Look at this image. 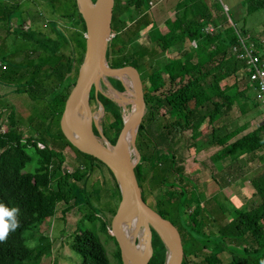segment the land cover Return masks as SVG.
<instances>
[{"label": "trees", "instance_id": "trees-1", "mask_svg": "<svg viewBox=\"0 0 264 264\" xmlns=\"http://www.w3.org/2000/svg\"><path fill=\"white\" fill-rule=\"evenodd\" d=\"M23 1L18 0L13 9L16 14L20 13L18 18L14 19L13 11H4L7 17L5 31L18 45L12 56L13 77L10 79H17L16 93L26 94L33 103L44 104L39 113L43 121L33 129L35 133L25 136L28 127L22 133L15 112L10 110L5 119L8 131L0 132V203L19 209L17 228L10 230L0 241V264H42L49 257L50 239L43 235L35 238L34 233L53 216L60 203L67 205L63 213L71 207L89 210L90 214L82 218L92 224L98 221V231L114 242V257L117 264H122L120 251L110 233V220L120 199L117 181L110 169L74 148L60 130L63 104L86 52L85 22L76 0H70L68 4L59 0H27L26 3L35 7L36 17H41L48 9L64 25L62 27L54 20L46 21L44 26L49 29V34L45 35L39 31L31 32L30 27L23 30ZM149 2L114 0L112 24L116 18L126 20L127 12L142 14L149 9ZM213 2L215 6L218 4L215 0ZM242 6L250 14L264 10V0H244ZM26 14L30 15V12ZM211 21L210 7L204 0H185L178 14L165 20V33L151 20L142 43H135L139 39L136 33H121L120 28L112 26L113 36L106 46L105 62L113 69L134 64L139 74L145 108L135 142L145 127H148L149 136L145 154H140L136 147L140 160L134 172L142 200L178 230L183 247L181 264H261L264 261V171L249 180L252 189L249 199L233 206L230 211L221 208V215L229 212L232 216L226 223H221L219 217H207L201 201L204 196L196 194L190 187L189 174L179 163L172 146L174 139L185 131L190 133V145L195 152L200 147L220 144L235 127L229 128L225 123L228 119L223 117L233 102L241 115L247 114L246 107H259L256 102L252 107L247 106L254 97L249 77L246 73L240 74L244 62L237 59L233 51L239 45L237 28L226 23L207 34L204 28ZM238 32L247 34L244 30ZM191 41H194V47ZM249 41L255 54L264 59V44L255 36H250ZM0 43L1 48L4 41ZM171 49L176 51L175 57L166 55ZM159 57H164L166 62L160 65L158 78L150 81L158 73L154 67ZM1 69L6 67L1 66ZM162 76L170 86L166 92L160 91ZM105 81L108 85L99 81V91L89 92L88 102L93 112L101 107L98 119L101 134L114 145L123 121L121 104L113 97L115 93L126 96V89L115 78L106 77ZM228 81H231L229 85L222 86ZM125 108L130 111V106ZM220 121L221 127H215ZM203 125L211 128L209 138L204 142ZM53 126H57L59 132H56L58 138L55 139L49 136ZM67 145L72 148L79 166H83L72 173L64 169L63 148ZM263 148L264 120L251 131L221 144V148L202 165L211 173L222 164L228 172L242 156L252 155ZM28 151L33 152L36 162L33 172L25 171L32 158ZM94 170L104 173L107 182L98 186L96 194L87 187ZM210 175L216 181L213 173ZM81 224L83 221L77 223L69 242V248L80 258L79 264H111L98 234L94 230L82 229ZM30 242L34 245L30 246ZM136 244L133 251L138 253L140 246ZM151 248L148 264H165L168 250L156 232L152 234Z\"/></svg>", "mask_w": 264, "mask_h": 264}, {"label": "rangeland", "instance_id": "rangeland-1", "mask_svg": "<svg viewBox=\"0 0 264 264\" xmlns=\"http://www.w3.org/2000/svg\"><path fill=\"white\" fill-rule=\"evenodd\" d=\"M27 0L23 1L24 4V12L22 13V16L25 18V22L22 23L23 30H27L29 27L31 32H37L41 34H49V29H47L44 24L46 21L54 20L57 22L58 25L63 27V23L61 19H58L56 14H51L50 10H46L45 12H42L43 15L41 17L35 16V7L30 5L29 3H26ZM61 2H65L66 4L70 3V0H59ZM92 5L95 4L96 0H88ZM152 2V6L149 7V9L142 12V14L137 13H129V15L126 16V22H123L124 20L121 19H115L113 24L111 20V27H117L120 28L121 33H136L138 40H136L135 43H142L144 41V36L146 35L151 20L154 21L156 24V20L158 19V16H163V14H166V7L160 6L159 4L156 5V2H159L160 0H150ZM18 0H0V42L3 40V46L0 48V120L5 121L6 115L9 113L10 110H13L16 114L18 123H19V130L22 133H25L26 128L27 132L25 133V136H28L31 132H33V129L38 128V126L42 123L43 118L39 114L42 108L44 107V104L41 102L33 103L26 94H18L14 91L15 87H17V79L11 80L10 78L13 77L12 75V56L16 54V49L18 47L17 41L14 39L12 35H7V32L5 31V28L7 27V17L4 11L11 10L14 12V19L15 17L18 18V14L20 16V13L16 14L15 6L17 5ZM77 3V2H76ZM22 4V3H21ZM14 9V10H13ZM30 12V15H27L26 13ZM224 19L231 18V22L229 24H234V26L237 28V30L242 31L244 30L250 36H255L258 41H260L262 44H264V10H258L255 12H252L250 14L246 13L245 8L243 6H238L237 8L230 11L223 12ZM21 18V17H20ZM13 19V20H14ZM83 19V17H82ZM12 22V21H11ZM124 24V27L121 28V24ZM226 24V23H225ZM258 26L261 27V29H258ZM166 30V29H164ZM10 32H13V29L9 30ZM121 35V34H120ZM113 36V34H112ZM124 38V37H122ZM1 44V43H0ZM14 54V55H13ZM11 55V56H10ZM169 57H175L177 55L176 51L174 49L169 50L168 53H166ZM158 63L155 65L154 69L156 70L155 75H153L150 78V81H154L158 78L160 65L162 63L166 62V59L164 57L158 58ZM1 66L6 67L5 70L1 69ZM131 66L134 67V64H131ZM162 86L160 91L166 92L170 86L168 84V80L165 76H162ZM101 84H106L105 78L99 79ZM231 81L223 83L224 85H229ZM124 87L128 88V83H123ZM101 85L97 84L96 87H92L90 91L92 93H95L96 91H99ZM174 88V87H173ZM172 89V88H171ZM133 89V93H134ZM233 92V91H231ZM116 97H119V94L115 93ZM114 96V97H115ZM113 97V99H114ZM126 99V102L124 103L125 106H130V111L127 112L125 109V115L128 117L133 107H135V97L131 95L129 91H126V96H123ZM255 101L252 100L251 104H248L247 106L252 107V104H254ZM255 108V107H254ZM254 108H251V111L247 113L249 115L252 113V116L247 115H241L238 111L237 106L233 102L231 104V107L228 110V114L223 116L225 119H228L225 123L228 124H236L237 123L240 126L237 125L238 129H234V131L242 132H249V130L253 129L259 121L262 120V117L259 113H256V110H253ZM247 109V108H246ZM254 111V112H253ZM102 109L99 107L96 111H94L95 117H97V126L94 128L95 134L98 136L101 135V127L98 125V119L101 116ZM245 116H247L244 121L242 120ZM35 117L37 119L35 120ZM143 118V117H142ZM31 124V125H29ZM30 127H29V126ZM222 123L217 122L215 124V127H221ZM231 128V126H230ZM233 128V126H232ZM231 128V129H232ZM210 127L203 125L201 127V133L205 136V139H203V142L208 139L210 135ZM159 131V130H158ZM41 132V131H40ZM58 127L53 126L51 127L49 131V136L51 138L55 139L57 136ZM137 132V131H136ZM59 134V132H58ZM237 135V132H235ZM137 133H135V139H136ZM233 135V134H232ZM149 136V130L148 127H145L140 136L137 138L135 142V146L138 148L140 154H145L146 152V146L145 143L147 141V138ZM190 133L189 131H185L182 133L181 136L176 137L174 139V143H172L173 149L176 151V157L179 158V163H181L184 170L187 171L190 177L191 185L190 187L194 190L196 194H203L204 198H201V201L203 203L204 209L207 213V217H219V221L221 223H226L229 221L232 216H230L229 212H224L225 214L221 215L220 210L221 208L226 209L227 211H230L233 208V203L227 198V196L223 193L224 191H220V187L217 185H224V183L219 179L218 174H216V169L212 170L211 173H213V176L217 178V181H213L210 179V170L206 169V167H203L202 162L207 160L209 155L211 153H214L213 150H210V148L214 149L216 146H218L217 143L211 144L205 147H200L197 152L194 151L193 147L190 145L191 142L189 140ZM175 137V136H174ZM39 138V137H38ZM226 141L229 140V137L225 138ZM101 142L104 139H100ZM220 144H223L221 141ZM219 144V145H220ZM114 146V145H113ZM200 146V144H199ZM198 146V147H199ZM221 147V146H220ZM217 149V148H216ZM63 154L65 155V162H64V169L68 172H74L78 167H83L82 165L79 166L78 162L75 159V155L73 153V150L71 147L64 146L63 148ZM260 151H264V149H261ZM28 153L31 155V161L27 164L25 167L26 172H33L36 167L35 158L33 156V152L28 151ZM134 153H131V157L135 158ZM139 162V161H138ZM238 182L239 184L244 182V179H242L241 175L243 174L242 168H238ZM221 170V169H220ZM106 176L104 173H102L99 170H94L90 173L89 180L87 182V187L89 190H91L93 193H98V186H103V184H106ZM228 183V182H227ZM249 183L244 182V187L241 188V190L238 189L237 191V199L241 200V202H245L246 199H248L251 195L252 189L248 185ZM178 187V186H177ZM233 187V186H232ZM218 188V189H217ZM236 189V187H234ZM219 190V192H218ZM217 198V201H216ZM216 201V202H215ZM250 201V200H249ZM235 204H237V201L235 200ZM249 204H251L249 202ZM67 207V205L60 203L56 205L54 214L49 219H46L40 227L37 228L36 232L34 233V237L36 238L37 235H43L45 237H48L51 241V250L50 255L47 259H45L42 264H46L49 260V264L52 262H55L56 264H79L80 258L79 256L69 248V242L72 238V233L75 230V227L78 222L83 221V224H81L82 229H90L94 230L98 236L101 242L103 243L106 253L108 255V258L111 262V264H117V261L114 257L115 254V244L111 239H108L105 235L101 234L98 229V221L95 222V224L90 223L87 219L82 218L83 215H89L90 211H81L77 207H71L67 212L63 213V209ZM174 215V213H173ZM82 218V219H81ZM108 218V216H107ZM122 224H126V222L122 221ZM215 231V229L213 230ZM138 234V235H137ZM142 235V229L141 227H137L136 230V243L140 239ZM30 246L34 245V242L29 243Z\"/></svg>", "mask_w": 264, "mask_h": 264}, {"label": "water", "instance_id": "water-1", "mask_svg": "<svg viewBox=\"0 0 264 264\" xmlns=\"http://www.w3.org/2000/svg\"><path fill=\"white\" fill-rule=\"evenodd\" d=\"M78 11L81 13L86 26V52L83 62L79 68L77 78L69 90L62 108L60 117V130L65 139L78 151L89 155L104 164L113 173L119 188L120 199L115 214L110 220V233L120 251L122 264H125L124 257L127 256L132 264H148L152 255L151 239L153 232H156L164 242L168 254L165 264H181L183 260V247L180 234L176 227L167 219L159 216L141 198L140 189L135 176L134 168L140 160V154L135 146V136L130 142V152L114 151L103 136L102 142L97 138L94 128L97 126V117L91 110L88 97L92 87H96L101 78H115L121 81L120 77L127 72L133 73L136 113L134 117H126L125 98L122 95L114 97V101L121 104V117L123 121L116 143L123 137L125 131L133 126L137 127L144 114L143 89L139 74L135 67L127 65L122 68H109L105 62V50L107 43L112 37L111 20L114 0H96L93 13L87 18L76 0ZM85 71L81 73L82 67ZM122 83V81H121ZM126 91H129L126 88ZM81 106L86 122L80 124L73 117V111ZM115 143V144H116ZM114 144V145H115ZM134 153V157H131ZM132 207L140 220L138 226L142 229V235L138 242L140 251L136 253L125 242L121 225L125 216Z\"/></svg>", "mask_w": 264, "mask_h": 264}, {"label": "crops", "instance_id": "crops-1", "mask_svg": "<svg viewBox=\"0 0 264 264\" xmlns=\"http://www.w3.org/2000/svg\"><path fill=\"white\" fill-rule=\"evenodd\" d=\"M204 1L210 7V13H211V18H212L210 25L211 26L215 25V26H218L219 28L224 27L226 25L225 23H229L228 21H230V22L232 21L231 18H229V17L227 18L228 19L227 22H226V18H225V20H223L225 14H223L222 11L225 12V11H230V9L233 10V9L237 8L238 6H242V4L244 2V0H215L218 3L215 6V2H213L214 0H204ZM158 4L160 6L166 7V14H163L162 17L158 16V19L156 20V26H157V29H160V31L162 33H165L166 32V30H164V29H166V26L164 24L165 20L168 18L173 19L175 17V15L178 14V12L185 5V0H160L159 2H156V5H158ZM258 29H261V27L258 26ZM246 108H247V113L249 111H251V109H249L248 107H246ZM256 109H258L256 111V113H259L261 116H263L262 120H264V109H262L259 106L257 108H254L253 110H256ZM247 116H252V113H250ZM247 116H245L242 120L244 121L245 119H248V118H246ZM261 121H259V123ZM239 124L237 123V125L239 127L244 126V125L240 126ZM234 125H235L234 129L235 130L238 129L237 125L236 124H234ZM228 126L230 128V126L232 127L233 124H228ZM251 130H249V131H251ZM235 132H237V135L235 134ZM247 132L240 133V132H238V130L234 131L232 129V132L225 136V138L229 137V140L226 141V139L224 138L223 143H228L231 140H233L234 138L240 136V134H244ZM220 146H221V144L219 145V143H218V146H216L217 149L216 148H214V149L210 148V150H213V152L215 153L221 148ZM214 153H211L209 155V157ZM236 167L242 168L243 174L241 175V177H242V179H244V182L248 183L252 177H254L258 173L264 171V151H258L257 153H254L252 155L242 156L239 159V163L237 165L233 166V168H231L228 172H226L223 169L222 164H219L215 168L217 173L219 174V176H218L219 179L224 183V185H217V186L220 187V191L221 190L224 191L223 193L233 203L234 206L240 205L241 203H243V202H241V200H238L239 197L236 194H237L238 189L241 190V188L244 187V185H243L244 182L239 184L240 182H238V180H237L238 169ZM235 168H236V171L234 172ZM216 182H217V178H216ZM227 182H228V184H226ZM234 187H236V189ZM218 192H219V190H218ZM237 197H238V199H237ZM235 200L237 201V204H235Z\"/></svg>", "mask_w": 264, "mask_h": 264}, {"label": "bare ground", "instance_id": "bare-ground-1", "mask_svg": "<svg viewBox=\"0 0 264 264\" xmlns=\"http://www.w3.org/2000/svg\"><path fill=\"white\" fill-rule=\"evenodd\" d=\"M81 9L84 13V15L89 18L90 15L93 13L95 6L92 5L88 0H79ZM85 71V66H83L81 73ZM121 81L123 83H128V90L131 94H133V87L135 84L133 73L131 71L127 72V74H124L120 77ZM99 84V82H98ZM108 85V84H107ZM123 102H126V99L123 100ZM136 113V106L132 108L129 117H134ZM73 117L76 121H78L80 124H84L86 122V116L81 106H77L75 110L73 111ZM136 128L134 129L133 126H130L124 133L123 137L112 147V150L114 151H126L130 152V142L133 138V135L135 136ZM124 222L126 224L121 225V233L125 240V242L129 245V247L133 250L134 245L136 242V230L139 224L141 223L139 218L136 216L135 211L132 207L129 208V212L125 216ZM138 235V234H137ZM136 246H140V243L137 242ZM125 264H132L129 261V258L127 256L124 257Z\"/></svg>", "mask_w": 264, "mask_h": 264}, {"label": "built area", "instance_id": "built-area-1", "mask_svg": "<svg viewBox=\"0 0 264 264\" xmlns=\"http://www.w3.org/2000/svg\"><path fill=\"white\" fill-rule=\"evenodd\" d=\"M149 6H152V2H149ZM219 28L218 26L207 25L204 28V32L207 34H211ZM238 46L234 47L233 51L236 53V57L239 60L244 62V68L240 72V74L246 73L249 77L250 88L253 93L254 101L264 109V59L255 54L254 46L250 40V34L241 35L238 30ZM191 46L194 47V41L190 42ZM8 131V127L6 125V120H0V132L6 133ZM42 148L41 145H39ZM72 173V172H69Z\"/></svg>", "mask_w": 264, "mask_h": 264}, {"label": "clouds", "instance_id": "clouds-1", "mask_svg": "<svg viewBox=\"0 0 264 264\" xmlns=\"http://www.w3.org/2000/svg\"><path fill=\"white\" fill-rule=\"evenodd\" d=\"M18 212L17 207H7L0 203V241L5 239L10 230L14 231L17 228L16 216ZM261 264H264V261H261Z\"/></svg>", "mask_w": 264, "mask_h": 264}]
</instances>
